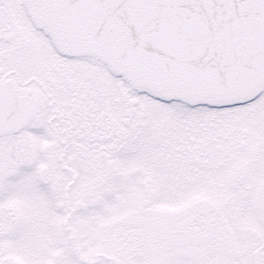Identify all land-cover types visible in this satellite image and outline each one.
<instances>
[{"label":"snow or ice","instance_id":"obj_1","mask_svg":"<svg viewBox=\"0 0 264 264\" xmlns=\"http://www.w3.org/2000/svg\"><path fill=\"white\" fill-rule=\"evenodd\" d=\"M0 264H264V0H0Z\"/></svg>","mask_w":264,"mask_h":264}]
</instances>
